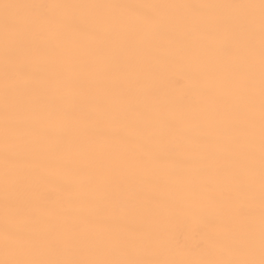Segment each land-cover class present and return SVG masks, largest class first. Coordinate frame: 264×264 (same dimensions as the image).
I'll return each instance as SVG.
<instances>
[{
	"label": "snow or ice",
	"instance_id": "1",
	"mask_svg": "<svg viewBox=\"0 0 264 264\" xmlns=\"http://www.w3.org/2000/svg\"><path fill=\"white\" fill-rule=\"evenodd\" d=\"M0 264H264V0H0Z\"/></svg>",
	"mask_w": 264,
	"mask_h": 264
},
{
	"label": "bare ground",
	"instance_id": "2",
	"mask_svg": "<svg viewBox=\"0 0 264 264\" xmlns=\"http://www.w3.org/2000/svg\"><path fill=\"white\" fill-rule=\"evenodd\" d=\"M168 87H169V88H175L176 85H175L174 81H169V82H168Z\"/></svg>",
	"mask_w": 264,
	"mask_h": 264
}]
</instances>
